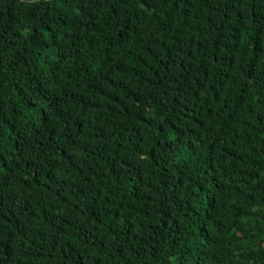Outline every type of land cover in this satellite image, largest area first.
<instances>
[{
  "label": "trees",
  "instance_id": "obj_1",
  "mask_svg": "<svg viewBox=\"0 0 264 264\" xmlns=\"http://www.w3.org/2000/svg\"><path fill=\"white\" fill-rule=\"evenodd\" d=\"M0 264H264V0H0Z\"/></svg>",
  "mask_w": 264,
  "mask_h": 264
}]
</instances>
